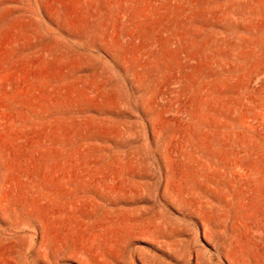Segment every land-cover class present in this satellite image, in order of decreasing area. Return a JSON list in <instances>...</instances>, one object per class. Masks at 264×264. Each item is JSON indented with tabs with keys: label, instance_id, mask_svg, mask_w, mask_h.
I'll use <instances>...</instances> for the list:
<instances>
[{
	"label": "rangeland",
	"instance_id": "obj_1",
	"mask_svg": "<svg viewBox=\"0 0 264 264\" xmlns=\"http://www.w3.org/2000/svg\"><path fill=\"white\" fill-rule=\"evenodd\" d=\"M0 264H264V0H0Z\"/></svg>",
	"mask_w": 264,
	"mask_h": 264
}]
</instances>
